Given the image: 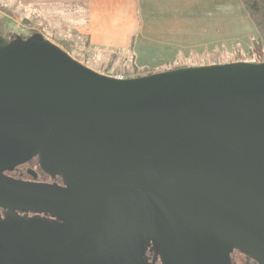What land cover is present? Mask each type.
I'll list each match as a JSON object with an SVG mask.
<instances>
[{
    "label": "water",
    "instance_id": "obj_1",
    "mask_svg": "<svg viewBox=\"0 0 264 264\" xmlns=\"http://www.w3.org/2000/svg\"><path fill=\"white\" fill-rule=\"evenodd\" d=\"M35 155L75 191L1 174ZM0 206L76 220L0 217V264H264V62L118 78L0 34Z\"/></svg>",
    "mask_w": 264,
    "mask_h": 264
},
{
    "label": "rangeland",
    "instance_id": "obj_2",
    "mask_svg": "<svg viewBox=\"0 0 264 264\" xmlns=\"http://www.w3.org/2000/svg\"><path fill=\"white\" fill-rule=\"evenodd\" d=\"M196 6L199 7L191 11L194 14L196 10V18L191 19L188 14L191 12L186 10L187 16L183 19L185 33L180 35L182 40L174 44V47L166 49V45H158L150 50L146 44L139 43L138 51L125 50L118 53L95 52L85 46L81 47L83 37L72 36L69 22L56 13L48 15L43 21H35L32 17L24 21L16 13L8 16L2 11L0 17H9V34L26 37L32 32H40L63 49L69 50L70 55L91 69L115 77H138L177 67L264 62L251 50L257 32L240 0H222L219 5ZM0 8L5 9L2 3Z\"/></svg>",
    "mask_w": 264,
    "mask_h": 264
},
{
    "label": "crops",
    "instance_id": "obj_3",
    "mask_svg": "<svg viewBox=\"0 0 264 264\" xmlns=\"http://www.w3.org/2000/svg\"><path fill=\"white\" fill-rule=\"evenodd\" d=\"M222 0H0V11L23 19L43 21L56 13L71 25L72 36H82L81 47L95 51L154 50L174 47L185 33L186 10L196 5H219ZM33 10L31 13L30 10ZM198 11V10H197ZM1 14V13H0ZM189 17L196 18L188 13ZM15 15V16H16ZM8 16L5 15L7 18ZM14 16V17H15ZM16 16V17H17ZM9 18V17H8ZM15 19V18H13ZM16 20V19H15ZM29 23V22H28ZM70 41H73L70 39ZM136 45V46H135ZM165 51L164 48H161Z\"/></svg>",
    "mask_w": 264,
    "mask_h": 264
},
{
    "label": "flooded vegetation",
    "instance_id": "obj_4",
    "mask_svg": "<svg viewBox=\"0 0 264 264\" xmlns=\"http://www.w3.org/2000/svg\"><path fill=\"white\" fill-rule=\"evenodd\" d=\"M1 174L4 177L14 181L44 184L75 191L65 185L61 175L45 172L37 155L26 158L18 164L3 169ZM0 217L18 225L38 223L47 231H65L68 234L73 232V229L76 225V220L73 215L61 217L50 212L33 211L11 207L0 206ZM141 248L142 264H152V261L155 259V257L156 263H159L157 246L154 241L148 240L147 242L142 243ZM230 260L231 264H259L254 259L250 258L237 249H233V251L230 253Z\"/></svg>",
    "mask_w": 264,
    "mask_h": 264
},
{
    "label": "trees",
    "instance_id": "obj_5",
    "mask_svg": "<svg viewBox=\"0 0 264 264\" xmlns=\"http://www.w3.org/2000/svg\"><path fill=\"white\" fill-rule=\"evenodd\" d=\"M246 9L248 15L254 23L257 36L252 40V49L254 53L258 54L260 60H264V0H240ZM8 20L0 17V34L6 32L8 36ZM70 52L69 50H66ZM178 68V67H177ZM123 78H128L123 77Z\"/></svg>",
    "mask_w": 264,
    "mask_h": 264
},
{
    "label": "built area",
    "instance_id": "obj_6",
    "mask_svg": "<svg viewBox=\"0 0 264 264\" xmlns=\"http://www.w3.org/2000/svg\"><path fill=\"white\" fill-rule=\"evenodd\" d=\"M13 36H15V34H13ZM118 78H123V77L120 76V77H118Z\"/></svg>",
    "mask_w": 264,
    "mask_h": 264
}]
</instances>
